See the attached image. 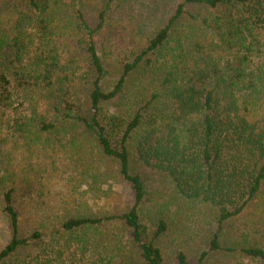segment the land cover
Here are the masks:
<instances>
[{"label": "trees", "instance_id": "obj_1", "mask_svg": "<svg viewBox=\"0 0 264 264\" xmlns=\"http://www.w3.org/2000/svg\"><path fill=\"white\" fill-rule=\"evenodd\" d=\"M68 1L0 0V150L8 136L38 153L78 147L82 135L116 165L133 202L112 214L77 197L44 202L35 184H15L2 155L0 217L11 238L0 264L34 245L25 264H264V0H182L108 88L97 33L109 5L129 0H102L93 25L80 8L71 20L68 6L81 0ZM70 22L82 57L63 62L54 42Z\"/></svg>", "mask_w": 264, "mask_h": 264}, {"label": "rangeland", "instance_id": "obj_2", "mask_svg": "<svg viewBox=\"0 0 264 264\" xmlns=\"http://www.w3.org/2000/svg\"><path fill=\"white\" fill-rule=\"evenodd\" d=\"M181 1L129 0L121 7H118L116 2H112L109 5L105 14V17H107L105 24L97 33L100 54L105 67L107 66L108 69V74L103 79L105 88L115 82L121 62L125 58L130 57L131 52L143 47L146 39L167 21L177 4ZM80 2L75 7L74 5L68 6L67 13L72 16L71 20L74 19L73 13L78 10L77 8H80L83 16L91 25L98 22V12L100 8L105 7L102 0H81ZM199 5H190L186 8L190 12L195 13L201 8ZM75 20L77 21L76 18ZM62 24L60 23V25ZM75 24L70 22L69 27L64 29V35H60L59 40L55 38L54 45L61 52L63 62L73 61L71 55L74 52L76 54L74 59L82 57L81 48L76 40L81 36L82 32L79 28L77 29ZM71 65L74 66V63H71ZM136 75L135 73L132 76V80L137 78ZM78 80L79 83L76 86L77 96L87 111L89 85L84 78L78 77ZM73 84L76 85V83ZM36 97L40 98L38 110L53 116L52 111L48 109L50 107L45 97L41 94H37ZM262 103L264 106V101ZM80 136L77 135V138H73L71 135L67 136L70 139H80L78 147L68 144L65 149L60 147L54 149V151H45L39 145L38 153H36V146H32L28 150L25 146H21V142H17L8 136L9 139L3 141V150H0V156L4 155L7 161V165L3 167L8 168L9 173L15 174L12 178L16 179L15 184L17 186L20 184L23 186L21 182L23 179L29 181L31 186L35 184L36 186L33 185L35 191H32V195L40 194V199L44 202L51 204L59 200V198H66L71 201L72 198L77 197L85 200L88 207L99 213L112 214L114 211L118 210L121 212L127 209L133 202V193L130 186L117 173L116 165L103 156L101 158V155L92 148L88 140L82 135ZM94 176L96 177V183L93 191H90L89 185L93 183ZM149 183L150 199L159 198L160 194L158 193L163 192L162 185H159L157 180L152 181L151 178ZM95 187L98 188L95 190ZM26 190L19 188L17 193L21 198H24L22 196L27 193ZM70 205H67L65 209H60V213L65 214L69 210L72 212L73 208L70 209ZM113 225L115 226V224ZM10 238L11 232L7 219L0 217V250ZM34 247L35 249L37 248L36 245ZM34 247L18 250L3 264H25L27 259L33 254ZM51 255L54 254L51 253ZM128 256L127 252L123 253L124 258L127 259ZM243 259L245 260L244 264H247L246 261L248 260ZM56 262L60 264L62 256L60 259L57 258ZM166 262L174 264V260L169 257L166 258ZM231 263L233 264V261Z\"/></svg>", "mask_w": 264, "mask_h": 264}]
</instances>
